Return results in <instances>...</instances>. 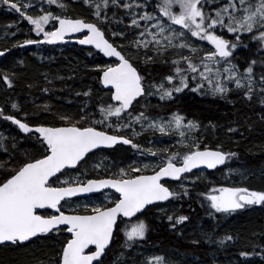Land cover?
<instances>
[{"label":"snow or ice","instance_id":"snow-or-ice-1","mask_svg":"<svg viewBox=\"0 0 264 264\" xmlns=\"http://www.w3.org/2000/svg\"><path fill=\"white\" fill-rule=\"evenodd\" d=\"M76 2L0 0V5L26 19L36 36L43 37L26 39L19 47L66 43L75 38L80 45L94 46L105 57L115 58L97 69L102 74L99 82L106 91L96 110L86 105L78 118L59 115L63 122L60 126L30 125L6 114L0 106V118L16 125L26 139L34 140L32 147L38 153L27 148L21 151L16 143L10 149L5 144L8 138L0 134V152L8 158L0 163V246L26 247L67 234L59 239L60 251L50 264H106L121 233V247L132 248L147 238L149 226L141 217L154 209L163 212V202L190 194L185 181L195 185L200 180L194 170H222L238 155L222 146L202 149L199 137L194 135L200 129L196 121H186L179 113L167 119L152 117L145 111L137 112L135 105L151 95L173 100L174 93L185 89L202 91L209 87L213 95L221 97L234 90L242 91L248 101L258 100L264 110V0H79L91 9L92 20L67 14ZM29 9L39 14H28ZM119 10H123L127 24L124 17L117 19ZM112 23L133 29L135 39L127 46L112 42L106 27L113 38L127 36L123 29L111 30ZM250 45L255 48L253 55L242 63L236 62L238 49L251 51ZM4 55L0 51V57ZM141 57L145 66L158 59L171 65L170 73L157 80L140 66ZM0 79L8 88L13 86L11 76L4 74ZM91 94V90L85 93ZM11 107L19 106L12 103ZM136 125L141 130L136 135L146 125L161 136L177 134L180 139L173 148H148L141 153L157 158L155 163L120 167L110 157L100 158L106 149H115L118 144L140 150L141 145L123 134ZM106 161L117 170L99 178L100 171L110 172ZM89 170L97 178H91ZM260 178L264 179V172ZM170 182H176L181 191H176ZM106 189L114 192L106 193ZM78 199L87 203L77 207ZM206 199L213 217L232 215L246 207L264 206V190L212 187ZM93 200L100 202L93 204ZM167 219L176 227L189 217ZM208 240L226 245L236 237L227 234L216 241L209 235ZM238 255L244 264H251V257L264 256V251L241 250ZM143 264L168 261L163 256H153L146 257Z\"/></svg>","mask_w":264,"mask_h":264},{"label":"trees","instance_id":"trees-1","mask_svg":"<svg viewBox=\"0 0 264 264\" xmlns=\"http://www.w3.org/2000/svg\"><path fill=\"white\" fill-rule=\"evenodd\" d=\"M29 13L34 14L31 11ZM67 14L92 20L91 9L80 4L79 0L71 4ZM122 17L127 24L123 10H119L117 19ZM125 24H111V30L123 29L127 33L125 39L111 37V32L106 27V35L112 42L127 46L129 41L135 39L134 30L126 28ZM26 39L40 38L34 35L26 19L22 20L19 14L7 11L0 5V51L5 52V55L0 57V76L7 74L14 81L13 86L8 88L0 79V105L4 107L6 114L15 115L32 125L60 126L63 122L58 119L59 115L78 118L81 109L86 105H90L91 110L95 111L97 102L106 91L99 82L101 73L97 69L113 61L94 48L81 47L77 43L19 47L18 45ZM250 48L251 51L238 49L239 57L236 62L242 63L244 59L252 56L255 48L251 45ZM140 66L158 80L161 78L158 73L167 69L166 64L159 59L155 64L149 63L145 66L143 57ZM89 90L91 96L85 95ZM146 102L150 105L157 101L149 99ZM160 102L163 104L161 108L166 107L163 114L176 111L184 115L186 120L196 121L202 131H199V137L204 139V145H208V148L216 149L222 146L225 151L237 153L235 157L239 166L238 169L234 168L235 157H232L228 166L222 167V170H203L197 174L200 180L195 185L190 183V194L180 199V204H176L181 205L180 210L185 211L189 217L186 223L173 229L172 222L167 219L170 215L149 212L147 218H144L149 222L147 238L133 245L139 249L135 259L129 260L135 251L132 249L125 248L124 255H120V243L124 240L121 235L120 242L108 254L106 264H121L124 261L138 263L140 260L139 264H143L148 255L170 257L173 259L172 264H244L243 258L238 255L241 250H255L257 253L264 251V206L252 210L246 207L232 215L215 214L213 217L210 215L213 210L207 206L204 195L214 185L236 184L244 169L252 172L244 183L250 189L264 190V179L260 178L264 172V110L258 100L248 101L242 91L238 90L221 97L201 96L186 89L177 93L175 99L170 102ZM12 103H17L19 107L13 109ZM135 109L137 112L145 111L147 115L160 114L157 113L160 109L158 107L145 110L135 106ZM229 128L237 131L229 132ZM0 134L8 138L5 144L10 149L11 145L16 143L21 151L27 148L38 154L37 149L32 147L34 140L26 139V134L16 125L2 118ZM149 137L150 134L144 133L140 139ZM166 144L167 148H173L165 142L159 144L157 149L164 148ZM108 152L110 153L107 157L115 159L121 165L125 164L126 158L121 149ZM6 159L8 158L0 152V163ZM197 196L200 197V202ZM227 234L233 235L236 240L226 245L208 240L209 235L218 241ZM64 235L67 234L56 239L40 240L26 247L0 246V264H50V260L60 251L59 239H63ZM251 264H264V256H252Z\"/></svg>","mask_w":264,"mask_h":264},{"label":"rangeland","instance_id":"rangeland-1","mask_svg":"<svg viewBox=\"0 0 264 264\" xmlns=\"http://www.w3.org/2000/svg\"><path fill=\"white\" fill-rule=\"evenodd\" d=\"M4 6V5H3ZM5 8H6V10L7 11H9V9H8V7L7 6H4ZM44 7H45V10H47V5L45 4L44 5ZM29 11H31V13H34L33 15H38L37 14V11H35V10H32V9H29ZM28 14H30V13H28ZM49 27H51V26H49ZM31 29H32V31H33V33H34V35H35V32H34V30H33V26L31 25ZM36 36V35H35ZM37 38H43L42 36H36ZM201 44H203V46L204 47H211L210 45H208L207 44V42H200ZM43 45H48V44H43ZM167 66V69H164L162 72H160V73H158L159 75H160V79H162L165 75H167V74H169L170 73V71H171V65H166ZM159 79V80H160ZM192 87H195V84L193 83V85H192ZM186 90V89H185ZM195 92H197V93H199L201 96H218V95H213L212 93H211V90H210V88L209 87H206L205 89H203L202 91H195ZM177 95V93H174V97ZM149 99H151L152 101H157V102H155V103H152V104H150V105H148V103L146 102L147 100H149ZM160 101H163V100H160V98H159V95H151V96H147L145 99H144V101H141L138 105H137V108H140V109H142V108H144L145 110H150L151 108H153V109H157V107H158V111H157V113H160V114H155V115H149V116H152V117H156V118H161V117H163V118H165V119H167V118H170L171 117V115L173 114V113H178V112H173L172 114H163V112H164V110L166 109V107L165 108H161L162 107V103L160 102ZM167 101H171V100H167ZM137 111V110H136ZM139 111H142V110H139ZM184 116V115H183ZM98 118V117H97ZM186 121H191V120H186ZM112 131V130H111ZM141 130H140V126L139 125H136L135 127H134V130H127V129H125L124 130V133L123 134H125V135H127V136H129V137H132L133 139H135V142L134 143H137V144H139V145H141V149L140 150H137V149H134V148H132V149H127V148H123V149H121L122 150V154H123V156H125V158H126V160H125V164L124 165H120L119 163V166L120 167H127L128 165H134V166H140L141 164H143V163H155V162H158V160H157V158H153V157H150L149 155H147V154H144V155H142L141 153L142 152H144V150L145 149H148V148H152L154 151L155 150H157V145H159V144H163V143H165V142H168L172 147L174 146V145H176V143H177V141L180 139V137L177 135V134H174L173 136H161L160 135V133L157 131V132H153V131H151V130H148L147 129V126L145 125V128H144V131L141 133V134H139V135H136V133H138V132H140ZM199 131H201L200 129H199ZM196 132V133H194V135L195 136H200V132ZM202 132V131H201ZM144 133H148V134H150V137L149 138H146L145 140H141L140 138H141V136L144 134ZM153 138L155 139V138H157V139H155V140H153ZM199 140L201 141V148H205V147H209L208 145H204V139L202 140L200 137H199ZM167 146H168V144H166V145H164V148H167ZM104 156H106V155H101L100 154V158H103ZM113 160H115V159H113ZM106 163H107V161H106ZM110 164V163H109ZM126 164H127V166H126ZM233 166H235L234 168H236V169H238V164H237V161H236V157L233 159ZM109 168H110V173L111 172H114V171H116L117 169H114V168H111V165H109ZM103 173H105V172H103V171H100V173H99V176H101V174H103ZM252 172H250V170H248V169H244L243 171H241V177H240V180L239 181H237L236 182V184H232V185H219V186H216V185H214L213 187H221V186H224V187H248L244 182V180H248V176L251 174ZM89 176L90 175H92V176H97V174L95 173V172H93V171H91V170H89ZM235 183V182H234ZM185 184H186V186H187V184H188V181H185ZM189 185V184H188ZM188 187V186H187ZM212 188V187H211ZM189 189V188H188ZM208 191H210V188H209V190ZM208 191L206 192V194L204 195V199H205V201L207 202V206L209 207V204H208V201H207V199H206V195H207V193H208ZM191 191H189V193H190ZM186 197V196H185ZM100 201L99 200H93L92 201V203L93 204H96V203H99ZM87 203V201L86 200H77V207H81L83 204H86ZM105 203H109V201H105ZM201 203H202V201H201ZM260 205H254V206H252V207H249L251 210L252 209H254V208H256V207H259ZM210 208V207H209ZM242 210H244V209H242ZM242 210H239V211H242ZM123 237V236H122ZM120 245H123V242H121L120 243ZM138 247H136V246H133L132 248H128V249H132V250H135L134 252H133V255L132 256H130L129 258V260H133V259H135V257H136V255H138L139 254V249H137ZM121 252H123V253H125L126 251H125V248H122V249H119V253H121ZM153 256H160V255H148V256H146V257H153ZM145 257V258H146ZM164 257V256H163ZM167 261H168V264H172L171 262L173 261V259L172 258H170V257H164ZM141 262V260L137 263V262H127V264H139ZM40 264H46L45 262H43V263H40ZM121 264H124V263H121Z\"/></svg>","mask_w":264,"mask_h":264},{"label":"flooded vegetation","instance_id":"flooded-vegetation-1","mask_svg":"<svg viewBox=\"0 0 264 264\" xmlns=\"http://www.w3.org/2000/svg\"><path fill=\"white\" fill-rule=\"evenodd\" d=\"M41 39V38H40ZM146 98V97H145ZM140 103V102H139ZM138 103V104H139ZM138 104H136V105H138ZM135 105V106H136ZM130 138H132V137H130ZM133 139V138H132ZM133 141L135 142V139H133ZM158 146V145H157ZM127 148V149H132V147L130 146V145H117L116 147H115V149H106L103 153H101V155H106V156H108L109 155V153L110 152H108V151H113V150H116V149H122V148ZM111 160H113V158H111ZM108 162V161H107ZM121 165V164H120ZM122 165H124V164H122ZM126 166H127V164H126ZM203 170H198V171H195V173L196 174H199V173H201ZM204 171H206V172H209V170H204ZM108 174H111V173H103V174H101V176H99V178H105V176L106 175H108ZM148 174H150V172L148 173ZM90 177L91 178H97V176L95 177V176H92V175H90ZM190 178H192V177H190ZM173 186H174V189L176 190V191H181V189L178 187V186H176V182H170ZM189 184V185H188ZM188 184H187V186H188V188H189V191L192 189V185L188 182ZM114 192V191H112V190H106V191H104V192ZM186 197H188V196H186ZM198 197V200H199V202H200V197L199 196H197ZM185 198V196L183 197V198H181V199H184ZM176 204H180V199H177V200H171V201H169V202H163V207L165 208V211H160V210H158V209H154L153 210V213H156V214H158V215H170V216H174V217H178V216H181V215H184V216H187V214L185 213V211H183V210H180V208H181V205H176ZM174 206V207H173ZM161 213V214H160ZM168 217V216H167ZM145 217H141V219H144ZM146 218H147V216H146ZM135 220V218H133V221ZM145 220V219H144ZM188 221V220H187ZM187 221H185L184 223H186ZM145 222H146V220H145ZM147 224H149V222H146ZM183 223V224H184ZM183 224H177L176 225V227H179V226H182ZM171 228H175V227H173V226H171ZM121 235H123V233H121Z\"/></svg>","mask_w":264,"mask_h":264},{"label":"water","instance_id":"water-1","mask_svg":"<svg viewBox=\"0 0 264 264\" xmlns=\"http://www.w3.org/2000/svg\"><path fill=\"white\" fill-rule=\"evenodd\" d=\"M77 35H80V34H77ZM66 43H77V44H79L77 41H76V39L75 38H72V39H68L67 40V42ZM65 42H59V43H57V44H48V45H59V44H66ZM80 45V44H79ZM81 47H91V48H94V46H91V45H80ZM95 49V48H94ZM96 50V49H95ZM96 51H98L99 52V50H96ZM100 53V52H99ZM102 54V53H101ZM103 55V54H102ZM104 56V55H103ZM105 57V56H104ZM108 60H112V61H114L115 60V58H108V57H106ZM102 75V74H101ZM1 106V105H0ZM118 145H120V144H118ZM117 146V145H116ZM203 149V148H202ZM209 149H213V150H215V148H209ZM223 167V166H222ZM198 170H209V171H213V170H216V169H207V168H205V167H202L201 169H197V170H194V172L195 171H198ZM107 190V189H106ZM103 191H105V190H103ZM114 191V190H113Z\"/></svg>","mask_w":264,"mask_h":264},{"label":"bare ground","instance_id":"bare-ground-1","mask_svg":"<svg viewBox=\"0 0 264 264\" xmlns=\"http://www.w3.org/2000/svg\"><path fill=\"white\" fill-rule=\"evenodd\" d=\"M158 80V79H157ZM137 106V105H136ZM23 121V120H22ZM25 122V121H24ZM30 124V123H29ZM30 125H32V124H30ZM106 191V190H105ZM113 191V190H112ZM196 198V197H195ZM79 200V199H78ZM174 207V206H173ZM161 214V213H160Z\"/></svg>","mask_w":264,"mask_h":264}]
</instances>
